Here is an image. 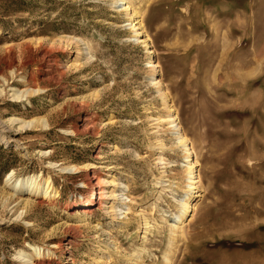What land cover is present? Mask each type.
<instances>
[{"label":"rangeland","instance_id":"obj_1","mask_svg":"<svg viewBox=\"0 0 264 264\" xmlns=\"http://www.w3.org/2000/svg\"><path fill=\"white\" fill-rule=\"evenodd\" d=\"M0 87V264L31 246L52 264H264V0H0ZM167 106L200 180L183 232L188 167ZM86 170L125 195L117 220L84 214ZM11 173L50 177L59 198L25 206Z\"/></svg>","mask_w":264,"mask_h":264},{"label":"bare ground","instance_id":"obj_2","mask_svg":"<svg viewBox=\"0 0 264 264\" xmlns=\"http://www.w3.org/2000/svg\"><path fill=\"white\" fill-rule=\"evenodd\" d=\"M120 6H121V10H124L127 12L130 11V7L126 4H124L123 2L121 3ZM129 26L134 31L135 37L137 38V40H140V38L143 36V33L141 32L142 29H141L140 24L134 23L132 21L131 25H129ZM59 41L61 42L63 40L59 39ZM67 42H69V41H67ZM150 66L153 69L154 75H156L158 65L155 63H151ZM12 67H14V66H12ZM11 75H13L14 79L19 77L18 74L16 73V71H14V70L11 72ZM2 79L5 81L4 78H2ZM23 80L25 81L26 78H23ZM154 81L156 82V84L158 86L161 84L160 80H158V79H155ZM7 82H9V81H7ZM11 91L13 92V94H12L13 98L17 99V100L28 99V97H31L32 94L34 95L37 92V90L33 89L32 87H28V86L26 89H23V90L14 88V89H11ZM4 92H5V89L0 87V96ZM28 102H30V101H28ZM12 121L19 124V127L21 129H26V128L32 129L33 127L37 126V123L39 121H41L45 127L48 126V122L46 119L25 120V119H21V118H13ZM161 121L163 124L166 123L167 126H170L171 130H173L175 133H177V136H179V140L185 149L186 165L188 167V177H189L188 178L189 190L187 193V201L185 200V202L182 204V214L173 220V222H174L173 226L176 229V231L181 229L183 232L182 226L187 221L186 216L189 215V212L191 209V203L188 202V200L193 199L194 194H195L194 191L197 190V185H199V183H200L199 173L196 169L195 161L192 158V152H191L192 150H191V148L188 147L187 137L185 136V133H182L183 130L181 129L180 123L178 122L179 121L178 116H177L176 112L170 106H167L165 108V116H164V118L161 119ZM38 126H39V124H38ZM87 128H89V127H87ZM83 129H85V128H83ZM71 131H68V132H71ZM158 160L160 162H163V158L161 155L159 156ZM76 169H77V166L76 167L70 166V167L63 168L62 170H65V171L68 170V171H72V172L74 171L75 172ZM85 172H86L85 173V179L82 183L83 188L90 190V192L92 193L93 200L89 201L86 204V207L84 209V214L92 215L95 211L94 208L96 206H99L98 208H102L103 206H105L104 208L106 211H108V214L111 216V218H114V220L115 219L117 220V217H119L121 215L119 213L121 211L118 210V208H119L120 204H123L121 201H123V197L125 195L121 196V195L117 194L118 191H117V189H115V188H117L116 181L107 182L111 185V187H113V189L111 191H108V188H107L108 186H106V183L103 181V179L101 177H99L97 175V173L89 172L88 170H86ZM13 175H14V173L9 174L5 179V183H6V185L9 186L11 192H13L15 195L20 196L22 198L24 196L28 197L27 198L28 200L25 202V206L29 207V205L31 204V202H29V201L34 200V199L35 200H44V201L48 200L49 202H53L57 198H59V192H58V190L55 189L53 181L50 177H48L44 181H42L41 176H32V177L17 179V180L13 181ZM23 205H24V203H23ZM24 214H25V212H24ZM2 223L3 222L0 221V224H2ZM143 224H144L143 225V227H144L143 239H145L146 235L148 234V232L151 228V225L146 218H144ZM31 248H32L33 254L28 253L24 250H20L17 253L16 257L18 258V260L20 261L21 264H52L50 258L48 261L43 258L44 257V250L42 248H40L38 246H31ZM48 255H50L49 252H48Z\"/></svg>","mask_w":264,"mask_h":264}]
</instances>
